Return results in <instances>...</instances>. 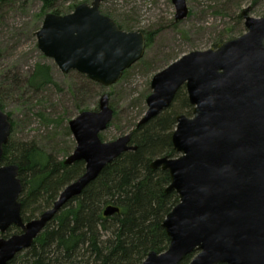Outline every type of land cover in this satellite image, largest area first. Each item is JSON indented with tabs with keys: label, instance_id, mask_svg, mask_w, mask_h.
I'll use <instances>...</instances> for the list:
<instances>
[{
	"label": "water",
	"instance_id": "obj_1",
	"mask_svg": "<svg viewBox=\"0 0 264 264\" xmlns=\"http://www.w3.org/2000/svg\"><path fill=\"white\" fill-rule=\"evenodd\" d=\"M103 0L76 6L68 15L48 13L35 33L37 49L66 74L76 71L109 88L140 61L146 49L140 32H126L99 7ZM175 22L187 14L186 0H171ZM240 14L247 32L216 48L193 51L157 73L147 111L138 125L167 110L184 86L191 118L177 115L171 145L177 155L157 158L152 170L167 172L166 192L178 203L161 227L168 238L162 253L150 252L141 264H264V17ZM113 118L109 94L96 111H83L68 123L75 141L64 165L84 163V172L60 192L36 219L23 222L17 165L0 166V264L28 250L37 236L103 168L135 151L131 135L102 142L99 134ZM11 122L0 108V164ZM119 212L109 206L104 217ZM19 234L3 237L9 228Z\"/></svg>",
	"mask_w": 264,
	"mask_h": 264
},
{
	"label": "rangeland",
	"instance_id": "obj_2",
	"mask_svg": "<svg viewBox=\"0 0 264 264\" xmlns=\"http://www.w3.org/2000/svg\"><path fill=\"white\" fill-rule=\"evenodd\" d=\"M83 3L91 0H57L56 6L64 16ZM42 6L41 0L0 2V103L11 122L12 143L33 142L64 161L76 146L68 123L83 111H96L102 94H109L113 118L99 134L101 141L131 135L147 111L146 99L157 73L190 52L216 48L245 34L243 10L248 9L253 19L264 17V0H186L188 14L179 22L174 20L171 0H103L101 14L121 30L152 37L143 58L124 71L116 84L104 88L76 71L63 74L37 49L35 33L51 13H43ZM37 65L49 68L53 84L38 89L29 85ZM182 87L178 90L186 94ZM175 107L177 115L191 118L192 109L181 112L178 104Z\"/></svg>",
	"mask_w": 264,
	"mask_h": 264
},
{
	"label": "trees",
	"instance_id": "obj_3",
	"mask_svg": "<svg viewBox=\"0 0 264 264\" xmlns=\"http://www.w3.org/2000/svg\"><path fill=\"white\" fill-rule=\"evenodd\" d=\"M41 1L43 13L49 10L61 14L57 0ZM151 39L145 37L146 47ZM28 83L35 89L53 84L49 68L37 65ZM176 104L181 112L192 109L186 94L178 90L167 110L134 128L131 144L136 150L105 166L80 196L62 208L30 248L8 264H141L150 252H164L169 241L161 224L178 203V197L173 191L166 192L170 183L168 173L152 170L150 163L159 157L175 155L171 132L179 114ZM11 164L18 166L22 184L19 202L23 222L48 210L63 188L84 172L83 162L66 166L64 160L33 142L14 144L9 138L0 166ZM109 206L119 212L104 217L103 212ZM6 233L9 237L20 230L11 227ZM193 256L185 257L179 264H189Z\"/></svg>",
	"mask_w": 264,
	"mask_h": 264
},
{
	"label": "flooded vegetation",
	"instance_id": "obj_4",
	"mask_svg": "<svg viewBox=\"0 0 264 264\" xmlns=\"http://www.w3.org/2000/svg\"><path fill=\"white\" fill-rule=\"evenodd\" d=\"M171 106V105H170Z\"/></svg>",
	"mask_w": 264,
	"mask_h": 264
}]
</instances>
